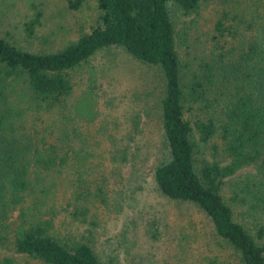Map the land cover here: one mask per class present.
Instances as JSON below:
<instances>
[{
    "label": "trees",
    "instance_id": "16d2710c",
    "mask_svg": "<svg viewBox=\"0 0 264 264\" xmlns=\"http://www.w3.org/2000/svg\"><path fill=\"white\" fill-rule=\"evenodd\" d=\"M79 1L67 3L75 8ZM94 1L99 10L94 23L55 50L32 51L11 39L9 30L0 34V249L43 264H102L84 235L55 219L58 175L78 154L73 115L65 113L59 131L43 114L65 105L69 69L101 48L118 46L157 65L163 77L166 156L152 169L157 190L193 204L241 264H264V0L250 20L221 11L204 54L190 67L178 55L169 6L188 14L204 0ZM30 8L20 24L26 38L41 22V10L36 4ZM4 16L1 12L0 25L7 24ZM242 27L247 35L240 37ZM193 107L204 115L191 123L184 111ZM215 136L220 145L213 146L212 156L219 147L221 158L196 163V140L206 143ZM226 179L229 202L222 193ZM82 180L67 183L73 194L69 218L78 222L86 215L84 200L100 192ZM16 208L18 223L11 226L16 220L8 218ZM0 264H15L13 256L0 254Z\"/></svg>",
    "mask_w": 264,
    "mask_h": 264
},
{
    "label": "rangeland",
    "instance_id": "374dc122",
    "mask_svg": "<svg viewBox=\"0 0 264 264\" xmlns=\"http://www.w3.org/2000/svg\"><path fill=\"white\" fill-rule=\"evenodd\" d=\"M67 1L0 0V13L7 22L0 25V34L9 30L11 39L32 51L60 48L88 30L99 12L94 0H80L75 8ZM259 1L204 0L188 14L169 6L180 58L190 67L204 54L212 24L221 11L228 10L230 16L238 12L235 19L250 20ZM31 4L41 10V22L34 35L26 38L20 24L31 13ZM231 18L227 21H233ZM239 33L240 37L247 35L243 27ZM68 77L71 90L61 111L43 114L53 129L64 123L65 113L73 115L78 149L58 175L56 222L64 219L77 236L84 235L102 264H241L212 233L202 212L189 202L164 196L153 182V166L166 156L160 125L164 82L159 67L111 46L69 69ZM203 115L194 107L184 111L191 123ZM196 142V163L220 157L219 147L212 156L213 146L220 145L216 136L206 143ZM236 177L237 173L229 179ZM71 179H83L90 191L100 188L97 195L84 200L87 211L79 222L69 218L73 194L67 183ZM229 182L226 179L222 186L227 202ZM15 216L17 208L10 212L8 220H16L9 222L11 226L18 223ZM0 254L12 255L15 264H43L10 249L1 248Z\"/></svg>",
    "mask_w": 264,
    "mask_h": 264
}]
</instances>
